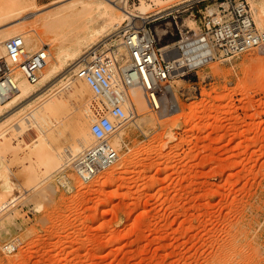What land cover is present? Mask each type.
Here are the masks:
<instances>
[{
	"label": "rangeland",
	"instance_id": "obj_1",
	"mask_svg": "<svg viewBox=\"0 0 264 264\" xmlns=\"http://www.w3.org/2000/svg\"><path fill=\"white\" fill-rule=\"evenodd\" d=\"M77 1L0 2L5 11L0 46L9 34L21 35L26 48L47 45L49 65H55L56 45L66 41L75 23L73 16L51 24L46 18ZM221 1L126 0L137 14L144 6V16L162 11L149 21L159 46L168 50L196 39L204 14ZM247 1L264 30L258 22L264 0ZM121 45L113 30L83 47L81 55L109 57ZM180 54L177 50L174 56ZM83 59L66 60L44 95H55L66 106L45 135L37 130L46 145L34 141L33 130L22 139L14 138L12 129L0 136L11 138L8 150L0 145V198L7 204L0 210V264H264V46L196 67L183 60L165 83L156 112L144 90L134 86L128 100L139 114L118 128L119 164L92 183L77 179L72 160L64 156L85 120L100 112L92 90L71 69ZM36 98L20 101L9 114L36 106L41 99ZM85 140L93 144L90 129ZM51 156L63 164L47 168ZM62 170L70 188L57 180ZM13 241L17 251H3Z\"/></svg>",
	"mask_w": 264,
	"mask_h": 264
},
{
	"label": "built area",
	"instance_id": "obj_2",
	"mask_svg": "<svg viewBox=\"0 0 264 264\" xmlns=\"http://www.w3.org/2000/svg\"><path fill=\"white\" fill-rule=\"evenodd\" d=\"M150 21L131 24L122 28L123 54L104 57L95 53L79 66L75 77L84 81L92 90L100 105V112L92 122L90 134L93 144L72 159L71 168L83 183H90L102 173L111 169L119 159V151L114 144L118 128L130 119L127 111L129 91L134 86L141 87L150 109H160V96L165 83L172 73L182 68L186 62L171 59L176 49L162 50L159 37ZM126 28V29H124ZM124 29V30H123ZM191 54L212 49L213 53L203 58L205 63L218 57H235L264 46V30L254 19L253 9L247 0H223L216 9L207 10L203 18V31L189 40ZM6 57L0 59V102L4 103L19 91L17 73L30 83L38 84L50 57L49 48L44 45L38 51L29 52L22 36L7 40ZM171 53V54H170ZM187 66H191L187 62ZM106 112L107 114H104ZM57 180L64 188H70L71 179L65 170L57 174ZM7 253H14L18 244L13 241L2 247Z\"/></svg>",
	"mask_w": 264,
	"mask_h": 264
},
{
	"label": "bare ground",
	"instance_id": "obj_3",
	"mask_svg": "<svg viewBox=\"0 0 264 264\" xmlns=\"http://www.w3.org/2000/svg\"><path fill=\"white\" fill-rule=\"evenodd\" d=\"M3 1H5V0H0V2H3ZM128 7L129 6H128V3L126 2V0H123L122 5H118V3H116L115 0H78L77 2H74L73 4H71L67 9H65V10L62 9L60 12H57L56 14H54L52 16H48L46 18L50 22L49 24H51V23L61 22L64 20L67 21L69 17L71 18L73 16L72 21L75 23L74 30H72V32L70 34H67L68 37L63 35L64 39L66 37V41L69 42V45L68 46L64 45V42H66V41H64V39L62 40V41H64L63 43L56 45L55 65L51 66V65H49V62H48L47 66L45 67L44 72L42 74L43 78H41V80L38 84L30 83L27 79H25L22 76L21 73H19V72L17 73L20 91L15 96H13L11 99L7 100L6 102H4V103L0 102V117H2L3 115L5 116V113H8V115H10L7 118H5L4 120L0 121V136L4 135L7 131H9V129H12V131H13L12 135L14 136V138L23 136L28 130L29 131L33 130L34 133H36V137H34V141L40 143L41 145H46V143H45L46 140L44 141L41 138V136H39V133L37 132V130L40 133H43L45 135L46 131L49 128L53 127L57 121H59L58 115L63 114L64 108H66V106L64 105V103L61 100L56 99L55 95L54 96L51 95L50 97H45L44 95H46L49 91H51V89L53 87V83H55L54 82L55 80H53V79H54V77H56V75L58 73H60L62 71V69L64 68L66 60H68V59H75L76 60L79 58L83 59L82 55H81L83 47L91 46L92 44L95 45V43L98 40L103 39L104 37L110 35L113 32V30L115 32V36L118 35L120 37V33L122 31V28L120 27V25L125 20L130 21L131 24H137V21L146 22L147 20H149L151 18H157L158 15L160 13H162V11H161V12L155 13L154 15L144 16V15H146L145 13L147 12V7L144 6L142 8V10H141L142 14H137L136 12L130 10ZM79 8H80V11H77ZM4 12H5L4 9L2 7H0V17L3 15L2 13H4ZM37 13L38 12L28 14L27 16L23 17L22 19H28L30 17L36 16ZM70 18H69V20H70ZM258 22L261 25L264 24V17L263 16L259 17ZM124 29H126V28H124ZM15 36H21V35H18V34L10 35L9 34L7 36V38L9 40ZM39 38H40V36H39ZM33 39H38V38L36 36H34ZM194 44H195V42L194 43L193 42H187L184 46H182L185 49V53L183 55L180 54L178 56H174V58H172V59L178 58L181 62L183 60L184 61L188 60V61H190V63H192V64L194 63V65H199V64L205 62L206 60L203 59L205 57H207V60H208V57L210 55H212L213 50L212 49L201 50L197 55H192L190 48ZM121 46L116 47V49L112 50L110 55L113 56L115 54H122L124 52V50H123L124 48L122 49ZM42 47L43 46L36 44L34 46L33 45L27 46V49L29 52H35V51H38ZM168 47L169 46H164L161 49L165 50ZM6 54H7L6 46L5 45L0 46V59L4 58L6 56ZM107 56H109V54H107ZM83 60L86 61L87 57L84 58ZM79 64L80 63L78 62L71 68L73 70V72L77 71V69L81 65V64L80 65ZM60 82H61V80H60ZM84 84L89 89H91L86 83H84ZM85 90H87V88L84 85L83 86L81 85V92L84 93ZM47 95H49V94H47ZM42 96H44L45 98L42 99L41 98ZM32 97H37L36 98L37 100H39L40 98L41 99H40V102L36 106H33L35 104L33 101L34 104L33 105L30 104L33 107L29 106L28 109L25 110L28 112H25L24 110H20L18 112H15V113L11 112L12 114H9L10 111H12L13 109H16L14 107H18L16 105H18V103L20 101L22 102V100H24L26 98L32 99ZM126 105H127L126 107L128 109L130 116L135 117L139 114V110H138L135 103H132V102H130V100H127ZM21 117H22V119H21ZM93 121L94 120L89 116V118H87L85 120V122L81 125V127L79 128L78 133H77L76 143L72 147H70L68 150H65V154H64L65 157L72 160V158H75L84 149L89 147L88 143L85 140V136L89 135V129L91 128V124ZM90 136H91V134H90ZM0 138L4 139L2 137H0ZM21 139H22V137H21ZM26 139L21 140V142L25 141ZM4 140H5L4 141L5 143L3 141H2L3 142L2 143L0 140V142L2 143L0 145H2V146L4 145L3 149H5V148L7 149L8 146L10 147L11 138L10 139L7 138ZM21 142H19V143H21ZM34 144H32V145H34ZM114 144L119 148L121 146V140L119 138L118 139L116 138L114 141ZM34 147L32 146V148H34ZM41 147H43V146H41ZM1 150L2 149H0V152H1ZM42 150H43V148H42ZM2 153H0V155L4 156V155H2ZM6 153H7V151H6ZM70 157H72V158H70ZM58 158H61V157H58ZM56 159H57V156H55L54 158L52 156L49 157V159L47 158L48 164L45 163L46 167L48 165V167H53L54 169H57L61 164H63L60 159H57V160H59L58 162L56 161ZM63 159L65 161V158H63ZM117 163L119 164V162H117ZM48 172H49V170H48ZM40 175H41V173H40ZM35 178H37V176ZM109 179H110V176H109ZM33 180H34V178H33ZM107 180L108 179H106V181ZM6 205L7 204L4 203V201L1 200V198H0V210L1 211L5 210L7 208Z\"/></svg>",
	"mask_w": 264,
	"mask_h": 264
}]
</instances>
